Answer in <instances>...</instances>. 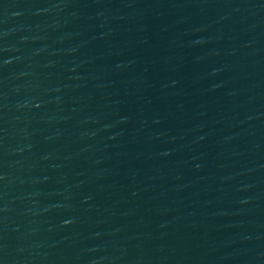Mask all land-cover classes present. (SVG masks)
<instances>
[{
    "label": "water",
    "instance_id": "water-1",
    "mask_svg": "<svg viewBox=\"0 0 264 264\" xmlns=\"http://www.w3.org/2000/svg\"><path fill=\"white\" fill-rule=\"evenodd\" d=\"M0 264H264V0H0Z\"/></svg>",
    "mask_w": 264,
    "mask_h": 264
}]
</instances>
